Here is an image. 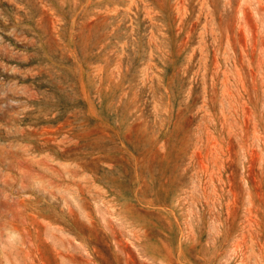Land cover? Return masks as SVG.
<instances>
[{
  "label": "rangeland",
  "instance_id": "obj_1",
  "mask_svg": "<svg viewBox=\"0 0 264 264\" xmlns=\"http://www.w3.org/2000/svg\"><path fill=\"white\" fill-rule=\"evenodd\" d=\"M0 264H264V0H0Z\"/></svg>",
  "mask_w": 264,
  "mask_h": 264
}]
</instances>
